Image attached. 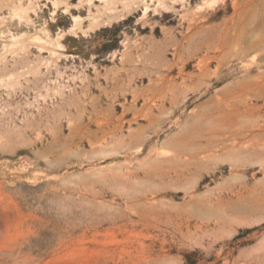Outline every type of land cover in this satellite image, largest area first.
Returning a JSON list of instances; mask_svg holds the SVG:
<instances>
[{"label": "rangeland", "instance_id": "rangeland-1", "mask_svg": "<svg viewBox=\"0 0 264 264\" xmlns=\"http://www.w3.org/2000/svg\"><path fill=\"white\" fill-rule=\"evenodd\" d=\"M248 1L0 0V264H264Z\"/></svg>", "mask_w": 264, "mask_h": 264}, {"label": "bare ground", "instance_id": "bare-ground-1", "mask_svg": "<svg viewBox=\"0 0 264 264\" xmlns=\"http://www.w3.org/2000/svg\"><path fill=\"white\" fill-rule=\"evenodd\" d=\"M251 6V8H245L243 9L239 14V20L238 22L236 21L234 30H236V33L232 35V39L234 41H245L248 37H250L249 33L252 29V27H256V21L259 20L260 14H264V6L262 8H256L258 6L257 0H249L246 7ZM264 40V34L260 35L259 38H255V41L253 43L246 45V46H241L242 51H249V50H257L259 46L263 45ZM252 82L249 79H243L241 82L237 84L236 87H239V91L241 92L240 95L242 96L243 93L249 92V88L251 86ZM259 98L264 99V81L263 79L259 80ZM219 110V108H217ZM217 115L215 116H209L210 120L209 122L206 123V129L208 134H213L214 135H222L226 131V129L223 130L224 125H227L229 127L235 126V125H241L242 124V117L241 114L237 111H232V112H227V111H222V108L218 111ZM221 112V113H220ZM213 113V112H212ZM210 115V113L208 114ZM242 126V125H241ZM197 131L200 132L204 126L199 125L196 127ZM191 130V129H190ZM230 130V129H228ZM194 131V130H193ZM191 132V131H190ZM227 132V131H226ZM228 133V132H227ZM200 134H195L193 132V135L190 136L192 140L197 138ZM230 135V134H229ZM241 133L236 132L234 133L235 138L237 139L240 136ZM189 136V131L186 129L184 131V137ZM217 140V139H216ZM234 146V145H233ZM239 148V147H237Z\"/></svg>", "mask_w": 264, "mask_h": 264}]
</instances>
